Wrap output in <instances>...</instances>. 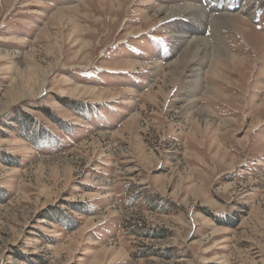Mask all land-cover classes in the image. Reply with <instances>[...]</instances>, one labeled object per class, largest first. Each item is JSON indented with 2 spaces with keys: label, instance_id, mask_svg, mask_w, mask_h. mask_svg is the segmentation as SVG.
I'll return each instance as SVG.
<instances>
[{
  "label": "rangeland",
  "instance_id": "rangeland-1",
  "mask_svg": "<svg viewBox=\"0 0 264 264\" xmlns=\"http://www.w3.org/2000/svg\"><path fill=\"white\" fill-rule=\"evenodd\" d=\"M199 1L0 0V264H264V0Z\"/></svg>",
  "mask_w": 264,
  "mask_h": 264
},
{
  "label": "bare ground",
  "instance_id": "bare-ground-1",
  "mask_svg": "<svg viewBox=\"0 0 264 264\" xmlns=\"http://www.w3.org/2000/svg\"><path fill=\"white\" fill-rule=\"evenodd\" d=\"M207 3V6L213 5L214 7H211L209 11H207V8L203 6L202 3ZM219 0H204L199 1L198 3H194L191 5H187L185 7V10H173V9H167V7H162L160 9V14L163 17V20H168V18H172L177 15H185L187 13H190V17H192L189 20H179L178 22H173L171 26H169V35L170 38L173 40L172 45V52L173 53H179L185 50L192 49L193 51V58L198 57L200 54H202L203 49L207 47V39L205 36V32L212 33L211 25L215 22H224L229 23L233 25V22H231L230 18V8L235 6L236 0H227L226 5H222L221 3H218ZM257 1V0H255ZM254 4H250V2L247 1V3H244L240 6V14L244 17H247L248 19L253 18V16L257 12V7L254 6ZM162 6V5H161ZM175 8V7H174ZM253 8V9H252ZM252 9V10H251ZM187 10V11H186ZM240 16V15H239ZM187 17V15H185ZM175 19V18H174ZM170 20V19H169ZM212 23V24H211ZM215 24V23H214ZM218 33V32H217ZM223 53L226 54V49L223 48ZM182 54V53H180ZM179 56V55H178ZM226 57H230V55L226 54ZM204 61H208L209 58L206 57V54L203 56ZM203 61V62H204ZM202 62V64H203ZM198 65V64H197ZM195 65L192 67L191 70L192 74L188 77V82H201V72L205 69L206 64L203 65ZM188 83V84H189Z\"/></svg>",
  "mask_w": 264,
  "mask_h": 264
}]
</instances>
